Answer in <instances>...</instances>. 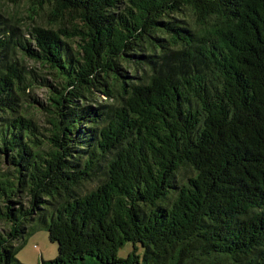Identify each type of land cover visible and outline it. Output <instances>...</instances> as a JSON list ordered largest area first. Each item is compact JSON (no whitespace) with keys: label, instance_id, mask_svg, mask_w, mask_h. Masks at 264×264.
<instances>
[{"label":"trees","instance_id":"1","mask_svg":"<svg viewBox=\"0 0 264 264\" xmlns=\"http://www.w3.org/2000/svg\"><path fill=\"white\" fill-rule=\"evenodd\" d=\"M29 1L27 27L0 14L17 167L0 173V264H25L42 229L58 256L41 264H264V0Z\"/></svg>","mask_w":264,"mask_h":264},{"label":"rangeland","instance_id":"2","mask_svg":"<svg viewBox=\"0 0 264 264\" xmlns=\"http://www.w3.org/2000/svg\"><path fill=\"white\" fill-rule=\"evenodd\" d=\"M29 7H32L31 2L29 0H0V14L2 15V20L5 21V17L7 19V23H12L8 19L16 20L17 24H24L25 27H27L29 24L31 25L33 23L32 20H38V12L41 13V8L37 7L34 8L35 10L30 11ZM37 9H40L39 11ZM3 27V24H1ZM23 26H19V28H22L21 32L28 35L26 32V29ZM9 29V28H8ZM16 31H19L18 29H15ZM10 35V33H8ZM28 59H25V63L29 68H34L35 71L40 72L44 77L47 78V80L51 81L52 78L50 75H48V71L45 70V68L40 67V64L33 59H30V57H26ZM53 82V81H51ZM44 82L40 79L38 81V85H36L34 88L30 90V92L39 99L40 102H45L47 98V93L51 89H54L55 83H52L53 86H50L51 83ZM46 84V85H44ZM100 92H96V96L100 98H105V96H100ZM24 108L29 110V113L32 114L37 121V127L38 135L45 141V144L38 145L37 143L29 142V145L31 147L36 146V148H44V146L47 148L49 138L50 136V129L51 125L47 117H45V113L43 114L40 108H38V104L35 103L34 107H31L28 105V102L23 101ZM33 141L35 140L34 136H31ZM10 155H0V173L6 172L8 169L17 168L14 167L11 162L9 161ZM9 224L0 221V229L6 230L9 228ZM20 240H18L19 242ZM134 249V244L132 242H127L124 246H122L118 251V257L120 258H126L129 253ZM140 253H143V248H140ZM44 255V256H43ZM58 256V243L51 241L49 237V232L46 229H42L34 233L33 235L29 236L27 239V242L25 243L24 247L18 254V258L20 261H22L25 264H41L42 263V257L45 260H51L55 259Z\"/></svg>","mask_w":264,"mask_h":264},{"label":"crops","instance_id":"3","mask_svg":"<svg viewBox=\"0 0 264 264\" xmlns=\"http://www.w3.org/2000/svg\"><path fill=\"white\" fill-rule=\"evenodd\" d=\"M44 256V255H43ZM43 258V257H42Z\"/></svg>","mask_w":264,"mask_h":264}]
</instances>
